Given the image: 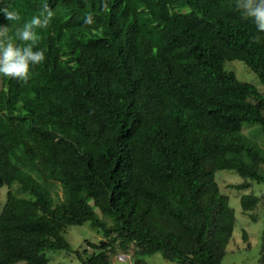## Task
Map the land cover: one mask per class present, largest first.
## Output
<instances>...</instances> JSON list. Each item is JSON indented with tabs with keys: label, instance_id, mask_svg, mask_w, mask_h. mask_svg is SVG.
<instances>
[{
	"label": "trees",
	"instance_id": "1",
	"mask_svg": "<svg viewBox=\"0 0 264 264\" xmlns=\"http://www.w3.org/2000/svg\"><path fill=\"white\" fill-rule=\"evenodd\" d=\"M236 5L139 2L27 83L0 75V264H49L57 251L76 264L157 252L224 264L237 226L224 189L242 193L251 220L264 213V150L244 132L264 134V94L227 68L240 61L264 85V33ZM224 171L242 182L221 184ZM86 222L102 239L74 250L66 234Z\"/></svg>",
	"mask_w": 264,
	"mask_h": 264
},
{
	"label": "clouds",
	"instance_id": "2",
	"mask_svg": "<svg viewBox=\"0 0 264 264\" xmlns=\"http://www.w3.org/2000/svg\"><path fill=\"white\" fill-rule=\"evenodd\" d=\"M145 1L0 0V75L27 83L32 70L53 56L61 57L60 50L65 49L67 42L87 49L97 31L112 26L110 18L115 10L123 14L126 8ZM236 7L243 17L254 20L258 32L264 33V0H237ZM41 30L45 31L43 35ZM253 41L258 42L259 36ZM135 43L148 44L144 51L152 48L148 40ZM2 83L0 77V89Z\"/></svg>",
	"mask_w": 264,
	"mask_h": 264
},
{
	"label": "rangeland",
	"instance_id": "3",
	"mask_svg": "<svg viewBox=\"0 0 264 264\" xmlns=\"http://www.w3.org/2000/svg\"><path fill=\"white\" fill-rule=\"evenodd\" d=\"M228 63V62H227ZM227 68L236 72L237 77L243 81L255 85L258 90L264 94V85L259 80L258 76L248 69V67L240 61H232L227 64ZM245 133L253 137L258 145L264 150V134H259L256 127L249 129L245 127ZM218 181L223 184L228 182L230 184L241 183V177L234 171L220 172L217 176ZM255 192H264V185H255ZM7 188H0V203L4 205L7 199ZM224 191L230 196L231 206L235 209L237 214V226L233 236L232 242L228 247L227 255L223 261L224 264H260V254L262 250V241L264 236V213L260 215V220L254 221L248 215L242 214V208L239 200V196L242 194L237 189H224ZM59 196L62 194L59 186L56 187L53 195ZM1 211V207H0ZM112 222L111 218H108ZM248 232V239L243 238V231ZM66 239L70 243L74 250H81L86 240L93 243H98L102 239V232L96 228H93L90 222H86L83 225L71 226ZM50 262L49 264H76L74 255H69L65 251L50 252L48 254ZM118 256H114L112 264H129L122 262ZM143 260L146 264H177L176 262L165 259L161 252L149 254L144 256ZM262 264V263H261Z\"/></svg>",
	"mask_w": 264,
	"mask_h": 264
},
{
	"label": "crops",
	"instance_id": "4",
	"mask_svg": "<svg viewBox=\"0 0 264 264\" xmlns=\"http://www.w3.org/2000/svg\"><path fill=\"white\" fill-rule=\"evenodd\" d=\"M119 256L123 257L124 260L122 262L129 263V264H133L132 261H131V259H130V257H129V255H126V254L123 255V254H121V255H118V257Z\"/></svg>",
	"mask_w": 264,
	"mask_h": 264
}]
</instances>
